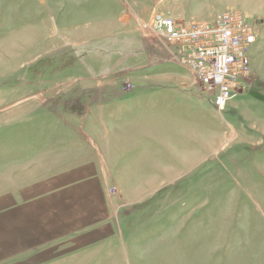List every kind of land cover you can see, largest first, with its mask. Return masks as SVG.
I'll return each mask as SVG.
<instances>
[{
	"label": "rangeland",
	"instance_id": "rangeland-1",
	"mask_svg": "<svg viewBox=\"0 0 264 264\" xmlns=\"http://www.w3.org/2000/svg\"><path fill=\"white\" fill-rule=\"evenodd\" d=\"M228 7L221 111L144 22ZM0 264H264V0H0Z\"/></svg>",
	"mask_w": 264,
	"mask_h": 264
},
{
	"label": "built area",
	"instance_id": "built-area-1",
	"mask_svg": "<svg viewBox=\"0 0 264 264\" xmlns=\"http://www.w3.org/2000/svg\"><path fill=\"white\" fill-rule=\"evenodd\" d=\"M144 26L167 47L168 61L198 79L200 91L213 99L217 109L224 110L233 91L250 82L249 52L256 30L240 10L228 7L216 19L187 21L156 13Z\"/></svg>",
	"mask_w": 264,
	"mask_h": 264
},
{
	"label": "bare ground",
	"instance_id": "bare-ground-1",
	"mask_svg": "<svg viewBox=\"0 0 264 264\" xmlns=\"http://www.w3.org/2000/svg\"><path fill=\"white\" fill-rule=\"evenodd\" d=\"M249 89V88H248Z\"/></svg>",
	"mask_w": 264,
	"mask_h": 264
}]
</instances>
